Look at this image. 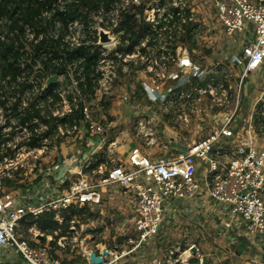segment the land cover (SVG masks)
<instances>
[{"label":"built area","instance_id":"2783aa9c","mask_svg":"<svg viewBox=\"0 0 264 264\" xmlns=\"http://www.w3.org/2000/svg\"><path fill=\"white\" fill-rule=\"evenodd\" d=\"M212 1L226 35L240 39L230 55L240 72L192 62L185 25L192 22L197 29L202 21L188 0H50L36 18L50 23L48 34L61 36L70 48L86 45L100 51L90 101L70 67L69 80L58 75L55 87L39 76L41 58L28 44L37 41V28L22 25V71L6 86L17 92V115L12 113L14 97L4 95L0 104V155L10 150L0 163V264H64L76 258L71 264H90L92 251L102 258L98 264H226L221 259L209 263L192 242L158 249L176 220L171 208L166 214L164 203L171 197L191 200L201 187L223 209L225 228L239 220L249 235L264 236V0ZM71 5H78L74 18L65 25L52 20L56 11L68 13ZM9 23L0 18L1 42L15 33ZM101 31L110 41H99ZM134 71L144 75L141 89L147 101L137 105L148 111L135 123L134 136L140 138L139 131L142 139L171 143L163 156L138 146L126 150L118 138L107 143L108 129L93 118L92 110H101L102 101L122 94L135 99L118 92L115 84L121 73ZM203 95L221 113L219 125L189 137L159 127L182 115L187 122L185 111H193L197 122ZM79 101L84 116L79 124L59 122ZM30 105L50 115L52 127L37 117L22 122L18 116ZM174 109L181 113L169 115ZM149 125L154 129L147 131ZM110 151L117 157L107 155ZM105 197L127 200L131 216L84 221L91 206ZM45 214L54 221L47 234L36 221ZM22 224L29 239L21 234Z\"/></svg>","mask_w":264,"mask_h":264},{"label":"rangeland","instance_id":"374dc122","mask_svg":"<svg viewBox=\"0 0 264 264\" xmlns=\"http://www.w3.org/2000/svg\"><path fill=\"white\" fill-rule=\"evenodd\" d=\"M189 3L194 7V14L198 15L201 19L202 23L195 31L194 35V43L189 41L187 44L189 51L193 58H191L192 62L208 68H212L215 65L218 68H221L223 71L225 70V66H229L232 68L233 72H240V68H236L231 65L230 55L233 50V46H238V42L240 39L237 36H233L230 38L224 32L221 21L217 17V13L214 10V2L212 0H188ZM185 33V32H184ZM189 54V52H188ZM143 74L135 75L134 77H121L118 81L115 82L116 88L118 92L120 90H125L126 92H132V89L129 90V87L133 85L140 86L141 81L144 79ZM190 94H193L192 91H187ZM123 97L115 96V99L111 101H105L109 104L106 106V109H93V118L96 120L102 121V124L108 129H115L116 131H120V139L119 142L122 144L125 140L130 141L132 144L130 146L137 145L142 151L147 153H155V155L163 156V153L170 151L172 149V145H168L167 147L163 146L161 138H158L157 141L152 142L151 139H142L141 133H139V137L134 136V126L135 123L140 122L141 118L144 117L146 111L145 109H140L141 106L137 105L139 103L136 99H129L122 94ZM131 96L130 94H127ZM132 97V96H131ZM133 98V97H132ZM133 100L135 104H133ZM140 102H143L140 100ZM144 103V102H143ZM211 99L207 98L205 95L200 97V107L202 109L199 117L200 119L196 122L193 118L194 112L185 111V116L187 122L184 120V115L181 117H177L174 120H169L164 124L160 125V128H164L166 130H175L179 137H189L192 135H204L206 132L210 131L217 125H219L222 121L221 113H215L212 108H210ZM103 104V103H102ZM113 107V108H112ZM218 110V109H217ZM180 110L174 109L169 115L179 114ZM159 115L162 117L161 108ZM146 122V121H144ZM154 127L152 125L148 126L147 131L153 130ZM149 138V137H148ZM125 139V140H124ZM107 143H110L108 141ZM118 143V142H117ZM135 143V144H134ZM106 155V153L104 154ZM107 155H111L117 157L114 151L107 152ZM55 160V159H54ZM208 193L206 191L203 192V195L198 197V199H207ZM105 202L98 204L95 203L91 206L89 210L90 213H95L97 217L92 220H97L100 222V219L107 223L108 218L118 217L119 221H122L121 215L131 216L129 210L127 208L128 201L123 198L114 197L112 200L108 198H104ZM170 201H178L176 198L171 197ZM200 201V200H199ZM168 203H164V209L166 214L168 213ZM87 214V213H86ZM83 216L84 221L91 220L87 215ZM80 221V219H78ZM177 221L173 226H171L165 236L158 242L159 248L163 249L167 245H173L175 243H179L181 245L186 243H195L197 246L204 248L205 253L208 251L211 252V258L209 259V263H218L219 259L226 264H230L229 259L226 257V248L225 243H221L220 240L223 237H220L217 234H204L203 239L202 236H199L196 232L200 228H196V222L187 223L185 220L176 219ZM96 221V222H97ZM81 223V222H79ZM96 224L95 222H92ZM98 223V222H97ZM27 226L22 224L20 226L21 234L29 239V236L26 233ZM187 228L185 231L184 229ZM208 230V227L206 228ZM203 229V232H206ZM184 235H188V238H185ZM111 237V236H110ZM109 237L106 236L105 240H108ZM219 251V252H218ZM221 252V253H220ZM226 257L227 260H223L222 258ZM77 262V258L75 260ZM232 264V263H231Z\"/></svg>","mask_w":264,"mask_h":264},{"label":"trees","instance_id":"16d2710c","mask_svg":"<svg viewBox=\"0 0 264 264\" xmlns=\"http://www.w3.org/2000/svg\"><path fill=\"white\" fill-rule=\"evenodd\" d=\"M105 2L107 0H104ZM50 0H0V18H5L10 23L8 28L11 31L15 30L12 37H9L7 41H0V104L3 105L4 101L1 99L2 96H12L11 100L12 113L17 115L16 108L19 103L16 90L10 91L6 88L10 81L15 80L16 76L22 71L19 62L25 55L23 41V24L27 23L35 26L36 34L35 41H31L30 47L36 58H41L42 73L40 77L49 78L53 75H63L65 80H69V67L73 69L74 78L78 81V87L84 92L87 101L93 98V79L95 78V66L100 57V51L98 49L92 50L90 46L79 45L70 48L63 41L62 37L59 36L53 39L49 32L50 23L41 24L36 21V18L40 15L41 11L49 6ZM78 5H71L68 13L56 11L52 20H59L63 25L66 24L68 18H74L77 15L76 8ZM185 34L189 41L194 43L195 27L192 22H188L185 25ZM38 34H42L40 39H37ZM45 57V59H42ZM56 62V63H54ZM6 81V83H3ZM55 81H48L50 87H55L57 83ZM55 99H56V95ZM45 102V99H42ZM101 108L106 109L108 102L102 101ZM82 101L78 102L77 107L73 110L72 114L66 118L59 119L62 124H67V127L76 126L84 118L82 113ZM39 118L44 123H51V116L48 114H41V109L34 105H30L25 109L24 113L18 118L22 122H30L34 118ZM51 123V127H52ZM52 132V129H50ZM3 144L0 139V147ZM31 145L35 143L31 142ZM10 154V150L6 149L0 155V163L3 161V157ZM86 214V213H85ZM87 217L94 219L97 217L95 213L87 212ZM38 228L41 232L47 234L51 233L54 229V221L52 216L45 214L42 217L36 219ZM75 262L64 261V264H71ZM82 264H86L83 262Z\"/></svg>","mask_w":264,"mask_h":264},{"label":"crops","instance_id":"0c3cea01","mask_svg":"<svg viewBox=\"0 0 264 264\" xmlns=\"http://www.w3.org/2000/svg\"><path fill=\"white\" fill-rule=\"evenodd\" d=\"M135 75H140V73L132 72L131 74H120L121 77H134ZM144 76V75H143ZM132 89V96L137 101H143L146 103V98L144 93L142 92L141 85L140 86H131L129 87V90ZM108 127V134H107V140L110 141L111 139L119 138L120 139V131H116L115 129H110ZM125 140V139H124ZM126 144L128 145L126 147V150H129L130 148L137 146H130L132 143L130 141L125 140ZM135 144V143H134ZM163 146L167 147L170 145L169 142L164 141L162 142ZM144 152V151H143ZM147 153V152H145ZM149 155H155V153H147ZM199 178H201V175L199 174ZM204 192V189L201 187V190L199 194L188 201H168V209H172L176 214V219H182L185 220L187 223H193L196 222V228H200L197 230V234L199 236H202L203 239L204 234H209V232H212V234H217L220 237H223L221 243H225L226 248V257L229 259L230 264H264V236L261 235H249L242 230L241 222L239 220H234L233 225L229 228H225L223 225V213L222 208L219 205H216L213 203L209 197L207 199H198V197L202 196ZM200 200V201H199ZM177 220H175L176 222ZM175 222L172 224V226L175 224ZM208 227V230L206 228ZM203 229L206 230V232H203ZM185 231L187 228L184 229ZM185 238H187V235H184ZM201 252L205 255L207 258V261L209 262L208 258H211V252L208 251V253H205L203 251L204 248H201ZM219 252V251H218ZM221 253V252H220ZM222 258L223 260H227V258ZM227 263V262H226Z\"/></svg>","mask_w":264,"mask_h":264},{"label":"water","instance_id":"95a60500","mask_svg":"<svg viewBox=\"0 0 264 264\" xmlns=\"http://www.w3.org/2000/svg\"><path fill=\"white\" fill-rule=\"evenodd\" d=\"M101 43H105V42H108L110 41L109 37H108V34L104 31H101L100 32V40H99ZM56 79V76L53 75L51 77H49V81H55ZM181 147V149H185L186 147L184 145H179ZM38 241L41 242V237L38 238ZM193 253H195L196 251L195 250H192ZM102 261V258L100 256H96L94 254V252L92 251L89 255V263L90 264H98Z\"/></svg>","mask_w":264,"mask_h":264}]
</instances>
